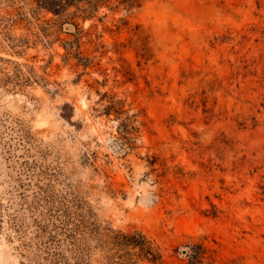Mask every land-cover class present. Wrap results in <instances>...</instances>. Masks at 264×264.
Masks as SVG:
<instances>
[{"label": "rangeland", "instance_id": "1", "mask_svg": "<svg viewBox=\"0 0 264 264\" xmlns=\"http://www.w3.org/2000/svg\"><path fill=\"white\" fill-rule=\"evenodd\" d=\"M86 6L0 0V264H109L55 219L74 201L162 264H264V0ZM105 93L141 112L135 149Z\"/></svg>", "mask_w": 264, "mask_h": 264}, {"label": "trees", "instance_id": "2", "mask_svg": "<svg viewBox=\"0 0 264 264\" xmlns=\"http://www.w3.org/2000/svg\"><path fill=\"white\" fill-rule=\"evenodd\" d=\"M115 1L119 5H124L126 8L133 9L141 7L146 0H54V7L62 9L64 6H72L75 4L84 3L87 6L83 8V12L91 15L97 12L101 6L108 5ZM47 8L52 10L56 15H59V10L55 8ZM108 104L104 106L103 113L107 117L114 116V120L118 121L119 136L117 141L120 144V149L125 151L136 148V141L140 134V117L141 112H131V108L125 107V101L117 99L116 95L104 94ZM77 206V207H76ZM81 205L76 204L67 206L62 213H58L55 219L65 227L68 238L72 241L76 240V235H83V232L93 226L94 232L98 236L99 241L109 252L107 260L109 264H162L163 251L157 242L147 236L140 230L123 231L112 228H104L90 223L87 219V214L82 213L79 209ZM80 211V212H79ZM54 217V216H53ZM72 225V228L69 226ZM199 251H195L193 255L194 261L191 264H214L213 261H207V249L203 246H198Z\"/></svg>", "mask_w": 264, "mask_h": 264}]
</instances>
